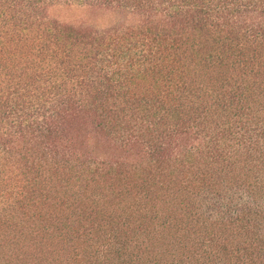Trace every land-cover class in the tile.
I'll list each match as a JSON object with an SVG mask.
<instances>
[{"label": "trees", "instance_id": "1", "mask_svg": "<svg viewBox=\"0 0 264 264\" xmlns=\"http://www.w3.org/2000/svg\"><path fill=\"white\" fill-rule=\"evenodd\" d=\"M0 264H264V0H0Z\"/></svg>", "mask_w": 264, "mask_h": 264}, {"label": "rangeland", "instance_id": "2", "mask_svg": "<svg viewBox=\"0 0 264 264\" xmlns=\"http://www.w3.org/2000/svg\"><path fill=\"white\" fill-rule=\"evenodd\" d=\"M80 13H73V12H66V13H62V18L66 21L69 22H74L76 19H78L80 17ZM82 17V16H81ZM113 20L112 15L110 14H106V13H100V14H95V15H91L88 18H84V22L96 27H105L107 25H109Z\"/></svg>", "mask_w": 264, "mask_h": 264}]
</instances>
